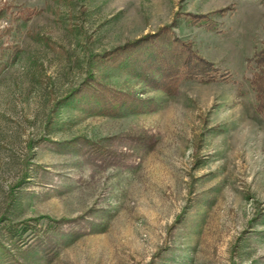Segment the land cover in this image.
Here are the masks:
<instances>
[{
    "label": "rangeland",
    "instance_id": "1",
    "mask_svg": "<svg viewBox=\"0 0 264 264\" xmlns=\"http://www.w3.org/2000/svg\"><path fill=\"white\" fill-rule=\"evenodd\" d=\"M262 49L264 0H0V264H264Z\"/></svg>",
    "mask_w": 264,
    "mask_h": 264
},
{
    "label": "trees",
    "instance_id": "2",
    "mask_svg": "<svg viewBox=\"0 0 264 264\" xmlns=\"http://www.w3.org/2000/svg\"><path fill=\"white\" fill-rule=\"evenodd\" d=\"M188 15L191 16L190 14ZM196 17L199 18L198 15ZM211 29L213 28L211 27ZM162 30L163 31H161V33L158 35L165 38L166 35H168V26L164 27ZM166 40L169 42L164 44L162 43V45H159V47H157L158 44L155 43L156 45L154 48L158 49L157 53L159 54L160 58L157 59V56L154 59H147L149 60V67H157L158 73L163 76L161 79H159L160 83L158 85H165L171 82L169 84L173 86L181 77L196 80L198 79L199 81H214L219 75L222 77V79H226V77H228V75L224 73L218 74L215 65H210L200 57L196 56L194 51L186 47L187 44L185 42L178 39H172V41H170L169 38ZM263 54L264 49L256 53L257 61H260L262 58L264 59V57H262ZM162 63H165V65Z\"/></svg>",
    "mask_w": 264,
    "mask_h": 264
}]
</instances>
